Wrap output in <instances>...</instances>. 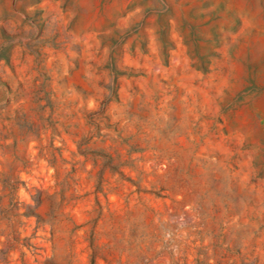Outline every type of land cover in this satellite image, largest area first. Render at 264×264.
<instances>
[{
    "label": "rangeland",
    "instance_id": "rangeland-1",
    "mask_svg": "<svg viewBox=\"0 0 264 264\" xmlns=\"http://www.w3.org/2000/svg\"><path fill=\"white\" fill-rule=\"evenodd\" d=\"M0 264H264V0H0Z\"/></svg>",
    "mask_w": 264,
    "mask_h": 264
}]
</instances>
